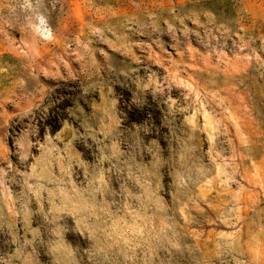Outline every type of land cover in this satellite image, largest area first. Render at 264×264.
<instances>
[{
    "label": "clouds",
    "instance_id": "clouds-1",
    "mask_svg": "<svg viewBox=\"0 0 264 264\" xmlns=\"http://www.w3.org/2000/svg\"><path fill=\"white\" fill-rule=\"evenodd\" d=\"M0 264H264V0H0Z\"/></svg>",
    "mask_w": 264,
    "mask_h": 264
}]
</instances>
